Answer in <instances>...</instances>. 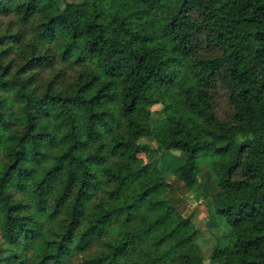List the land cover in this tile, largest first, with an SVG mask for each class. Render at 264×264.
Masks as SVG:
<instances>
[{
	"label": "trees",
	"instance_id": "16d2710c",
	"mask_svg": "<svg viewBox=\"0 0 264 264\" xmlns=\"http://www.w3.org/2000/svg\"><path fill=\"white\" fill-rule=\"evenodd\" d=\"M204 237L264 264V0H0V264H205Z\"/></svg>",
	"mask_w": 264,
	"mask_h": 264
},
{
	"label": "rangeland",
	"instance_id": "374dc122",
	"mask_svg": "<svg viewBox=\"0 0 264 264\" xmlns=\"http://www.w3.org/2000/svg\"><path fill=\"white\" fill-rule=\"evenodd\" d=\"M156 112L155 108L152 106L151 108L147 109L144 111V113L141 115V119L143 121V124L146 127V130L143 134L142 141L147 142L149 144L154 145L155 142L152 140L151 137V129H152V113ZM158 129V128H157ZM166 160L164 166L167 168L173 169L176 167L178 164L182 162V158L178 155V153H173V152H167L166 153ZM151 159L149 153H141L139 154V160L140 162L143 163H148V161ZM158 172L153 171L152 175L149 177H146V179H142L141 181L137 182L136 186L138 189H141L149 184H152L153 182L158 180ZM170 179V178H168ZM193 212L194 213V218L193 220L198 226L199 231L202 233V236H206L209 239H212V236L208 233V229L210 228L213 230L214 226L213 224H210V220L208 218H205V213H204V208L200 201H191L190 205L187 207L185 215H188L189 213ZM204 237L202 240H200L201 244V249L202 253L204 255V261L205 264H210L209 259H208V253L209 250L211 249V241ZM214 242V241H213Z\"/></svg>",
	"mask_w": 264,
	"mask_h": 264
}]
</instances>
